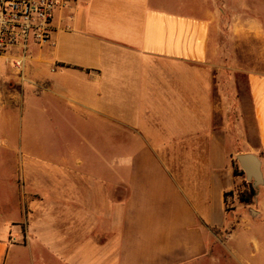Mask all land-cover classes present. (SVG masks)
Returning <instances> with one entry per match:
<instances>
[{"label":"crops","instance_id":"crops-1","mask_svg":"<svg viewBox=\"0 0 264 264\" xmlns=\"http://www.w3.org/2000/svg\"><path fill=\"white\" fill-rule=\"evenodd\" d=\"M218 1L75 0L56 13L52 43L32 48L24 79L0 57V109L40 106L53 125L112 144L109 179L98 147L67 154L80 173L39 154L50 187L34 199L52 210L37 237L50 257L37 264H254L264 254L263 212L240 216L226 196L237 156L264 153V0ZM222 36L240 41V61ZM95 158L101 169L83 161ZM106 199L111 215L90 212Z\"/></svg>","mask_w":264,"mask_h":264},{"label":"rangeland","instance_id":"rangeland-1","mask_svg":"<svg viewBox=\"0 0 264 264\" xmlns=\"http://www.w3.org/2000/svg\"><path fill=\"white\" fill-rule=\"evenodd\" d=\"M224 2V0H219L218 6L223 8ZM221 40L222 44L227 45L226 55L236 57L240 61L242 59L240 41L228 40L224 36L221 37ZM244 52H247L246 48ZM245 53L244 58L246 59L248 56ZM251 59H255V57L253 56ZM240 65L239 62L236 65L219 64V66L226 67V69H222L223 71H230L227 67L234 70ZM0 67H2L3 73H6L7 64L2 62ZM240 82L243 91L245 90V81L240 79ZM29 87V84L25 85V88ZM248 114L251 119V110ZM92 137H96L92 132L83 135L79 129L66 127L63 123L62 125H53L49 120L48 113L40 106L31 107V110L26 109L25 111L20 107L9 110L0 109V248L3 251L0 264H33V262L37 264V256L42 255L41 258L45 261L50 257L45 251L46 248L38 242L37 237L38 234L45 233L44 227L48 225V222L44 220L49 219V211L52 209L39 207V203L34 199V194L40 191L38 189L40 185L44 190L42 192L49 194L45 191L49 190L50 185L42 184L44 178L41 173L47 174V170L52 166L48 160H40L39 154L56 152L58 163H62L67 158L66 161L70 167L80 173L83 167L77 166V160L66 157L67 154L74 150L78 155L85 157L86 154H91L92 147L95 151L98 147L99 152L103 151L106 155L104 160L105 177L111 178L109 174H111L113 160L109 156L112 153V144L106 141L97 143L96 138ZM238 147L247 148V145L243 142ZM259 157L264 163V153ZM83 161L89 164V168H102V161L96 158ZM236 177L238 183L228 196V210L236 211L235 213L240 216L245 215V210L249 215V209L258 210L264 214V197L260 198V193L264 192V184L256 187L255 182L248 181L245 175ZM250 187L256 190V196L251 204H245L240 201V196L248 192ZM107 200L103 206L96 205L94 211L90 212H95L96 215L97 211L100 215L104 209V215H111ZM99 203L101 204L100 201ZM39 220L42 221L40 224ZM256 231L264 236L263 227H258ZM34 259L35 261H33ZM251 261H255L254 264L263 263L264 254L250 259Z\"/></svg>","mask_w":264,"mask_h":264},{"label":"built area","instance_id":"built-area-1","mask_svg":"<svg viewBox=\"0 0 264 264\" xmlns=\"http://www.w3.org/2000/svg\"><path fill=\"white\" fill-rule=\"evenodd\" d=\"M75 0H0V57L13 56V67L24 79L32 48L49 46L57 12Z\"/></svg>","mask_w":264,"mask_h":264},{"label":"water","instance_id":"water-1","mask_svg":"<svg viewBox=\"0 0 264 264\" xmlns=\"http://www.w3.org/2000/svg\"><path fill=\"white\" fill-rule=\"evenodd\" d=\"M236 160L240 168L244 171L248 181L253 180L256 187L264 184L262 162L258 156L251 153L240 154Z\"/></svg>","mask_w":264,"mask_h":264},{"label":"trees","instance_id":"trees-1","mask_svg":"<svg viewBox=\"0 0 264 264\" xmlns=\"http://www.w3.org/2000/svg\"><path fill=\"white\" fill-rule=\"evenodd\" d=\"M234 166V176H243L245 175L244 171L240 168V166L237 164L236 161L233 163ZM231 193H227L226 196H229ZM256 196V190L252 187H250V190L246 193H243L240 196V201L245 204H251L254 201V198Z\"/></svg>","mask_w":264,"mask_h":264}]
</instances>
